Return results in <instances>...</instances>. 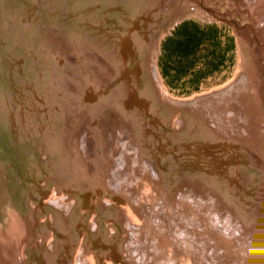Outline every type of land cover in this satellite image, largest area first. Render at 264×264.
Segmentation results:
<instances>
[{
    "label": "bare ground",
    "instance_id": "1",
    "mask_svg": "<svg viewBox=\"0 0 264 264\" xmlns=\"http://www.w3.org/2000/svg\"><path fill=\"white\" fill-rule=\"evenodd\" d=\"M5 1L0 264H264V0ZM181 18L233 27L230 82L169 93Z\"/></svg>",
    "mask_w": 264,
    "mask_h": 264
},
{
    "label": "rangeland",
    "instance_id": "2",
    "mask_svg": "<svg viewBox=\"0 0 264 264\" xmlns=\"http://www.w3.org/2000/svg\"><path fill=\"white\" fill-rule=\"evenodd\" d=\"M17 1L26 2L25 0ZM14 2L16 1L14 0ZM66 2H64L65 5ZM6 3L5 0L0 3V12L8 13L9 9L5 10ZM43 7L41 5L38 10H35L37 18H40L41 26V31H36V34L42 36L43 41L48 43L51 39L55 40L52 36L55 31L62 32L63 30L56 25L51 28L50 25L44 23L45 16L41 11L44 10ZM44 8L46 9V7ZM33 10L31 8L30 11ZM20 28L21 30L25 29L24 27ZM34 30L35 28H33ZM63 37L65 38V35ZM43 49L47 52L45 48ZM159 54L157 66L163 83L169 93L177 98H190L196 94L221 87L230 82L239 70V38L233 27L227 23L209 24L199 19H189L179 24L169 35L163 37ZM70 74L61 75L62 78L65 77V88L74 92L75 87L70 80V78L73 80V76ZM94 89L97 87L94 86ZM56 94L59 97L54 98L59 102L55 103V99L51 97L50 105L51 103L54 106L56 104V107L60 106V109H65V111H76L78 106L76 103L79 104L78 98L74 97L72 100L75 107L65 103L61 106V92ZM91 111H96V109L93 108ZM114 160L118 161L116 158Z\"/></svg>",
    "mask_w": 264,
    "mask_h": 264
},
{
    "label": "water",
    "instance_id": "3",
    "mask_svg": "<svg viewBox=\"0 0 264 264\" xmlns=\"http://www.w3.org/2000/svg\"><path fill=\"white\" fill-rule=\"evenodd\" d=\"M187 18H181V19H178L173 25L170 26V28L167 30L166 34L163 36L165 37L166 35H169L171 32L170 30H174L179 24L183 23L186 21Z\"/></svg>",
    "mask_w": 264,
    "mask_h": 264
}]
</instances>
